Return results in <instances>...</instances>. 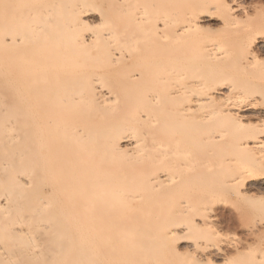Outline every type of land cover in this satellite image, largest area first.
I'll return each mask as SVG.
<instances>
[{
  "label": "bare ground",
  "instance_id": "1",
  "mask_svg": "<svg viewBox=\"0 0 264 264\" xmlns=\"http://www.w3.org/2000/svg\"><path fill=\"white\" fill-rule=\"evenodd\" d=\"M246 1L0 0V264H264L212 238L250 218L264 246V0ZM186 173L207 188L171 211L162 184Z\"/></svg>",
  "mask_w": 264,
  "mask_h": 264
},
{
  "label": "rangeland",
  "instance_id": "2",
  "mask_svg": "<svg viewBox=\"0 0 264 264\" xmlns=\"http://www.w3.org/2000/svg\"><path fill=\"white\" fill-rule=\"evenodd\" d=\"M259 1L260 0H257V1L256 0H247L246 4H248V3L254 4V2H259ZM205 151H206L205 149H202L201 152L198 154L199 155L198 159L196 161H194L192 164H195L197 161H199V162L205 161L207 158L206 156L203 155L204 157H200L202 153L206 154ZM205 163H207V160L205 161ZM196 170H197V166H195L191 171L194 172ZM162 188L178 189V191H175V193L172 196H170L168 198L167 197L164 198V199H168V200L163 199L161 201L163 206L169 207V209L171 211H173L174 209H176L178 207V202L180 199L197 197L198 195H200L202 193V191H204L207 188V185L202 180H197L196 178H193L192 175H189L188 173H186V174L182 175L179 180H176L173 184H171L168 181H164L162 184ZM158 197L162 198V196H158ZM152 204H154V203H152ZM238 204H239L238 202H234L233 204L228 205V207L235 210ZM243 204H244V202H243ZM228 210H230V209H228ZM259 215H260V217L264 218V210H262ZM234 217H235V215H234ZM238 219H240V218H237V217L231 218V219H229L230 222H229V220H227V222H228V224H227V222L225 223V221L222 220V218L218 217L215 220L214 224H217L218 226L221 225L219 227L221 230H220L219 234H216V233L213 234L212 238L214 240H219L220 242L226 243L227 245L231 246L229 256L233 257L232 261L236 260L237 259L236 257L238 256L237 255L238 252L235 249L236 246L242 245L243 244L242 242H247V240H248V243L250 242V244H252L251 245L252 251L253 252L255 251V254L257 256L264 255V246L260 245V243H256V242H258L257 240L254 243H252L253 242L252 239H256V238L252 237L254 235L252 233H250V231L247 230V228H246V224L250 223V218L244 219L245 222H242L243 219H241V221ZM149 221H151V220H149ZM152 222L154 223L155 221L152 220ZM149 223L151 224V222H149ZM154 225H156V224H154ZM191 235L192 236H198V233L196 231H195V233L191 232ZM179 246H180V249H182L184 251L189 250V247H190L189 243H187V242H182L179 244ZM261 248H262V250H260ZM250 253H251V251H250ZM218 262L220 264H223V260H219ZM227 264H235V262H228Z\"/></svg>",
  "mask_w": 264,
  "mask_h": 264
}]
</instances>
